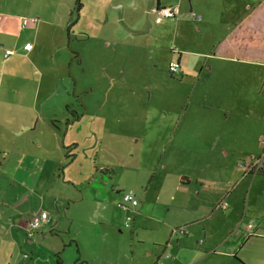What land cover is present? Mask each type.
<instances>
[{"label": "crops", "instance_id": "0c3cea01", "mask_svg": "<svg viewBox=\"0 0 264 264\" xmlns=\"http://www.w3.org/2000/svg\"><path fill=\"white\" fill-rule=\"evenodd\" d=\"M132 1L133 3L131 0L109 1V4L115 9L122 10L119 23L125 27L126 32L119 29L117 33L110 34L109 38H103L105 41L102 45L95 42L96 31L87 35L78 32L83 12L80 11L76 17L77 0H37L36 3L31 1L27 12L14 8L28 4V0H0V116H3V119L0 120V138L1 135L4 136L7 133L9 135L8 140L3 142L2 136L0 141V182L5 180L12 187V192L3 193L0 197V255H6L10 250L19 247V238L22 235L26 236L28 224L35 217L44 216V226L36 237L43 234V229L51 228L50 232L55 230L57 223L53 214L45 209L42 211L33 209L32 203L42 194L44 203L50 195L58 190V180L55 177L56 170L54 169L56 165L59 168L64 163H62L63 149L66 148L63 146L66 140L61 141L62 126H58L60 129L55 126L54 131L50 132L45 131V121H27L23 119L25 115L10 118L8 112L12 111V103H15V112H25L24 109H29L30 106L45 105V101L40 99V94L46 82L51 83L47 96H54L60 89H64V82L59 83L60 78L57 74V70H61L62 64L56 63V58L62 57L64 67H69V74L65 75L69 82L68 86L71 75L72 79H76L75 75L71 73V67L77 57L82 56L83 58V55L77 50L70 51L72 40L80 46L85 45L90 48L89 56L94 53L98 59L104 55V47H107L108 42H111L114 54L113 62L109 65L111 66L117 62L121 64L124 60L131 62L134 59V53L126 49L128 45L132 48L134 38L136 49L142 46L136 42V39L142 38L144 39L143 45L155 50L156 47L158 48V44H156L158 40L161 41V44L168 42L166 34L171 31L173 24L180 28V25L189 17L183 7L184 0ZM214 1L190 0L193 7L198 3H205L203 4L204 16L197 14L201 16L202 28L216 25V22H210V16L215 14L221 16V20L217 24L216 37L212 41L209 51L208 47L204 46L202 50L207 51L205 54L200 53L202 51L194 52L195 45L192 41H190L192 48L189 41L178 45L176 42L177 48L172 50L173 54L179 48L181 53L204 57L205 62L199 63L198 67L205 66L209 76L205 79L206 83L199 89L195 87L191 90V92L194 91V94L202 96L204 102L196 107L198 109L196 115L191 114V109L195 111V106L187 105L183 113L184 116L176 114L175 123L169 125L168 130L167 126L161 127V123L156 117L151 120L154 122V128L158 126L162 130L161 143L170 144L168 148L161 150L160 163H163L162 169L176 181L173 185L174 189H169L166 198L158 206L164 212L167 209V213H171V209L177 212L169 214V219L155 217L153 213L147 214L144 218L149 222H154V224H150L155 229L148 225L144 226V232L148 230L150 234L141 236L135 233L136 239L129 242V240H123L122 237V230L130 231L131 229L125 228L126 212L118 206L121 202L120 198L114 208L112 206L109 207L110 210L105 208L106 215L102 216L100 211L97 215V218L102 216V219L99 218V226L102 228L108 226L104 229L105 231H108L109 228L114 229L118 219L123 217L122 223L124 224L117 230L120 237L112 238L107 243L102 240L103 245L100 247L99 242L101 241L99 238L96 239L98 232L96 225L88 226L83 223L87 228L86 235H90V238H83L86 245L77 242L78 252L80 248L84 250L85 258L80 256L81 260L90 261L89 257L94 254L96 259L105 264H115L116 262L119 264H264V235L260 234V232H264V224H255L254 219H250L245 225L243 222L247 216L245 205L242 218L235 217L239 206L237 207L232 192H230L234 186L237 190L238 186L243 184L246 179L252 178L250 175L247 177L244 175V166H248L245 164L246 160L251 161L255 159L254 156L262 157L261 155H264V152L259 155L257 151L259 148L264 150V125L257 128L250 124L248 128L246 122L237 120L230 122L229 120L231 113H236L238 110L233 105H229L232 102L238 103L241 107L240 112H246L248 115L255 114V118L257 116L255 105L248 103V100L251 101L253 98L255 91L247 86L250 81L247 74L249 72L255 76L250 70H264V0H216L219 3H214ZM31 5L34 6L33 9H31ZM175 5L180 8L178 19H165L160 24L155 22L154 10L156 8ZM126 8L129 10L125 14ZM95 16L91 21L100 25L101 18L98 17V21ZM102 16L104 18V15ZM23 17H37L38 22L30 23L27 27L22 28L21 18ZM107 21L108 16L106 15L105 23ZM160 27L163 28L162 33ZM90 28L95 29L96 27L90 25ZM197 29L200 31L201 27ZM157 30L160 33H157ZM77 34L82 35L78 38ZM160 34L163 36L162 40ZM178 34L179 32H176V39H178ZM41 37L45 39L43 45L40 43ZM186 39L190 40V38ZM29 46H31L30 50H28ZM6 50L12 51L14 54L6 57ZM47 51H49L51 60L48 55L42 57ZM152 54L154 53L148 52V55ZM208 60L214 63H208ZM90 61L89 58L88 64L92 67ZM93 62L96 63L97 59H94ZM173 62H178L180 65V81L187 76V73L188 75L193 73L191 72L193 68L191 63L189 61L182 62L181 54H178L177 60L174 59L170 64ZM220 65H223V69L219 68ZM44 66L50 69L57 66L53 70L57 76L49 75V71L46 72ZM227 66H229L227 68L229 71H226ZM86 73L91 75L90 71H86ZM115 73L113 76L118 78V73ZM179 74L170 75L174 79ZM195 74L193 73V75ZM201 79L202 77L199 75L198 83L201 82ZM212 85H217V91L210 88ZM117 86H121L119 79L113 85V87ZM2 93L3 97H1ZM216 109L224 110L223 119H218L213 114ZM168 115L169 113H165L163 117L166 118ZM240 117L243 118V115ZM24 127L29 131L23 130ZM248 130L250 135L253 130L256 131L254 146L251 138L247 135ZM43 132L46 133V136H42ZM160 137L159 140H161ZM243 138L244 149H239L240 153H231L229 145L242 142ZM8 142L13 146L11 150L5 147ZM173 143L176 145H172ZM41 144L45 146L42 147ZM59 144L60 146H58ZM198 145L210 147V152L222 154L224 159H227L229 155H235L237 160L235 169L224 166L225 162L218 163L219 167L216 168L207 166L211 155L203 148L198 149ZM69 155L73 156L74 154L70 153ZM21 161L24 163L28 161L27 168H21ZM40 162L41 167H39ZM71 163L76 164L77 159L73 157ZM223 168H226L227 174ZM205 170H209L208 173L204 174ZM19 171L23 172L25 177L17 178V180L16 176L18 177L17 172ZM217 172L218 175L223 174V176H216ZM261 173H264V168ZM6 176L9 178L5 179ZM192 183H195L196 188L200 191L206 185L213 186L210 187V192L215 197H211V205H208V202L200 204L195 200L199 198L200 192L197 189L190 192ZM60 186L64 187L63 184ZM15 191L17 192L15 193ZM118 195L121 197L122 193L118 192ZM7 196L8 200H6ZM231 200L233 201L230 205L229 201ZM222 205H226V207L223 209ZM145 211H147L145 208L140 207V201L137 207L131 209L134 215L132 228L136 220L135 214L140 215V212ZM216 211H227L229 215L220 219L217 215L220 213ZM198 213L202 215L198 217ZM213 216L217 217L213 219ZM252 216L255 214L253 213ZM6 220L9 221V224L4 223ZM247 225L255 226L259 235H248ZM114 230L116 234V229ZM45 241L44 239L43 242ZM36 248L39 249L38 246ZM26 256L28 257L26 258ZM23 258L26 261L29 255L24 254ZM6 263V260L0 259V264Z\"/></svg>", "mask_w": 264, "mask_h": 264}, {"label": "rangeland", "instance_id": "374dc122", "mask_svg": "<svg viewBox=\"0 0 264 264\" xmlns=\"http://www.w3.org/2000/svg\"><path fill=\"white\" fill-rule=\"evenodd\" d=\"M31 1L37 2V0H28V4L15 7L14 9L27 12ZM109 1H80L83 17L79 22L80 27L78 28V32L87 35L96 31L95 42L102 45L105 41L103 38H109L110 34L117 33L119 29L126 32L125 27L119 23L122 10L115 9L109 4ZM131 2L133 3L132 0ZM214 3L219 2L215 0ZM183 4L189 17L180 25V28L176 24L172 25L171 31H168L166 34L168 41H166V44H161V41L158 40L156 42L158 48L156 47L155 50L149 49L148 46L143 45L144 39L139 38L136 39V42L142 46L136 49L134 38L132 48L129 45L126 47L127 50L134 53V59L131 62L124 60L121 64L117 62L109 66L113 62L114 57L111 42H108L109 45L104 47V55L98 59L94 53L89 56V53H91L90 48L85 45L80 46L72 40L70 51L77 50L83 55V58L82 56H78L71 67V73L75 75L76 79H72L73 77L70 74L72 78L70 77V84L68 86L69 82L65 78V75L69 74V67H64L62 57L56 58V63L62 64L60 66L61 70H57V74L60 78L59 83L62 84L64 82V89H60L54 96H47L51 83L46 82L40 94V99L41 101H45V105L30 106L29 109H24L25 112H15V103H12V111L8 112L10 118L17 115H25L23 119L27 121H45V131L48 130L50 132L54 131L55 126H62L60 131L62 136L61 141L63 139L66 140L63 146L66 148L74 146L75 148L70 152L66 148L63 149L62 163H64L59 168L56 165L54 169L56 170L55 177L58 180V190L50 195L44 203L42 200L43 194L39 195L37 200L32 203L33 209L40 211L45 209L53 214L54 220L57 223L55 230L50 232L51 228L43 229V234L36 237L40 231L39 229L31 239L27 237V234L26 236L22 235L19 238V247L15 246L16 249L10 250L6 255H0V259L7 261L6 264H58L59 260L61 264H105L96 259V255L94 254L89 257L90 261L87 259L85 261L81 260L80 256L85 258L84 250L80 248L78 252L77 242H80L81 245H86L83 238H90V235H86L87 228L83 223H86L88 226L96 225L98 229L96 239L99 238V241H101L99 242L100 247L103 245L102 240L107 243L112 238L120 237L117 230L124 224L122 223L124 221L123 217L119 218L117 224L114 225L116 234L113 228L105 231L104 229L108 226L106 225L102 228L98 224L99 218L102 219V216L106 215V209L110 210V206L114 208L117 205L121 198L118 192L120 194L129 191L134 192L137 199L139 198L140 207L147 210L140 212V215L135 214L136 220L130 231L122 230L123 240H129L130 242L136 239V235L138 234L141 236L150 234L148 230L144 232V226L148 225L155 229L151 225L154 222H149L144 218L147 214L153 213L155 217L169 219V214L177 212L171 209V213H167V209L164 212L158 206L166 198L169 189H174L173 185L176 181L174 177L162 169L163 163H160L161 150L168 148L170 144L161 143L162 138L160 134H162V130L158 126L154 128V122L151 120L156 117L160 121L161 127L167 126L168 130V126L175 123L176 114L184 116L183 113L187 105L191 104L195 106V111L191 109L192 115L198 113L196 107L200 106V103L204 101L202 96L194 94V91L191 92V90L195 87L199 89L206 83L205 79L209 76V73L205 66L200 65L198 67V64L204 63L205 59L202 55L181 53L179 48L175 54L172 53V50L177 48L178 44H185L187 41L191 44L190 41H192L195 45L193 51H202L200 53L205 54L207 51L205 49L202 50V47H208L209 51V47L216 37L217 24L221 20V16L217 14L210 16V22H216V25L214 24L215 27L208 26L202 28V21L193 20L190 16L198 13L204 16L203 4L205 3H198L193 7L190 0H184ZM33 8L34 6L31 5V9ZM127 10L129 9L126 8L125 14ZM102 15H104V18H102ZM106 15L108 16L107 23H105ZM93 16L98 21L101 18L100 25L91 21ZM32 19L36 21L32 22ZM25 20H27V25L38 22L37 17H23L21 18V27ZM90 25L96 28H90ZM198 27H201L200 31L197 29ZM159 29L162 33L163 28L160 27ZM160 32L158 31L157 33ZM176 32H179L178 39H176ZM77 35L79 38L82 34ZM78 38L76 37V40ZM162 38L163 36L161 35V40ZM186 38H190V40ZM176 42H178L177 45ZM40 43L43 45L45 39L41 37ZM42 51L44 50L42 49ZM148 52L154 54L148 55ZM178 54H181L182 62L189 61L191 63L190 65L193 67L191 72L196 73L195 75L193 73L188 75L187 73V76L182 81L179 79L180 74L176 75L173 79L168 71L170 62L174 59L177 60ZM46 55L49 57V51L44 53L42 57ZM89 58L92 67L88 64ZM49 59L51 60L52 58L49 57ZM94 59H97L96 63L93 62ZM196 62H198L197 65ZM208 63L213 64L214 62H209L208 60ZM44 67L46 72L49 71V75L53 74L57 76L53 71L57 66H54L52 69ZM219 68L223 69V65H220ZM227 68L229 66L226 67V71H229ZM86 71H90L91 75L86 73ZM250 71L255 76L248 72L247 75L250 81L247 83V86L255 92L251 101L248 100V103L255 105L254 109L257 116L255 118V114L248 115L246 112H240L241 107L238 103L234 104L232 102L229 105H233L235 109H238L236 113H240H231L229 120L230 122H233V120L246 122L248 128L250 124L259 128L261 125H264V70L252 69ZM115 72L118 73V78L113 76ZM198 74L202 77L199 83ZM63 77L65 80L62 79ZM118 79L121 86L113 87L114 82H118ZM210 88L217 91V85H212ZM1 97H3V93ZM214 112L213 114L218 119H223V109H216ZM73 113L79 117V120L74 119ZM165 113H169L166 118L163 117ZM240 115H243V118ZM2 119L3 116H0V120ZM68 122L70 123L68 124ZM58 128L60 129V127ZM23 130L29 131L25 127ZM251 133L250 135L248 130L247 135L251 138L254 146L256 131L253 130ZM42 136H46V133L43 132ZM159 137L161 140H159ZM8 138L9 135L7 133L3 136V142L8 140ZM143 139L147 141L144 142ZM243 140L244 138L241 139L242 142L229 145V151L231 153H240L239 149H244L243 145L245 142ZM172 145L176 144L173 143ZM41 146L45 145L41 144ZM201 146L198 145L197 148H203L211 155L207 166L216 168L217 166L219 167L218 163L225 162L224 166L235 169L237 165L235 155H229L227 159H224L225 157L222 154L210 152V147ZM5 147L11 150L13 146L8 142L5 144ZM257 151L259 155L264 152L261 148L257 149ZM70 153H73L72 157L77 159L76 164L66 159L67 154L69 155ZM261 156L264 155L262 154ZM257 157L259 156H254L255 159L252 160H256ZM40 161L42 162V160ZM249 161L246 160L244 162L245 164H249ZM41 162L39 167L42 165ZM14 164L16 166L15 162ZM27 164L28 161L26 163L21 161V168H27ZM223 170L227 174L226 168H223ZM21 171L17 172L19 175L18 177L16 176V179L25 177V174ZM208 171L205 170L204 174L208 173ZM218 176H223V174ZM247 176L245 175V177ZM6 177L5 179L9 178V176ZM61 184L64 187L61 188ZM196 187L195 183H192L190 189V192L196 189L200 192L199 198L195 200L199 201L200 204L208 202L209 204H207L211 205V197H215L210 192V187L213 186L210 184L206 185L201 191ZM11 188L7 181L0 182V197L3 193L7 192L9 194L12 192ZM235 189L236 186L230 191L232 192L233 200L237 203V207L239 206L235 217L242 218L244 212L243 206L245 205L247 208V216L245 215L246 219L243 221L245 225L250 219H254L255 224H264V173H259L254 178L246 179L243 184L238 186L237 190ZM8 196L6 200L9 199ZM176 198H178L177 195ZM233 200L229 201L230 205ZM99 211L102 213V216L97 218ZM216 212L220 213L217 214L220 219H224V216L229 215L227 211ZM253 213L255 216H252ZM200 215L202 214H197L198 217ZM215 217L217 216H213V219ZM4 223L9 224V221L6 220ZM255 234L259 235L257 231H255ZM260 234L264 235V232H260ZM44 239L46 240L45 242H43ZM36 246L39 247L38 250ZM24 254L29 255L26 261L23 258ZM115 264L119 263L116 262Z\"/></svg>", "mask_w": 264, "mask_h": 264}, {"label": "built area", "instance_id": "2783aa9c", "mask_svg": "<svg viewBox=\"0 0 264 264\" xmlns=\"http://www.w3.org/2000/svg\"><path fill=\"white\" fill-rule=\"evenodd\" d=\"M180 8L179 6H170V7H162V8H156L154 10L155 12V22L157 24L162 23L165 19H178L179 13H180ZM192 18L200 21L201 16L197 14H192ZM35 19H32V22H35ZM27 26V20L24 21L22 28H25ZM31 47H28V50ZM14 53L12 51H6L5 56H11ZM169 73L172 75L179 74L180 72V65L178 62H173L169 65L168 67ZM263 167L262 159H256L252 160L249 162L248 166H244V174L245 175H250V176H255L257 175ZM139 205V201L136 197V194L132 191L125 192L121 196V202L118 204V206L126 212L125 215V228L126 229H131L132 227V222H133V214L131 212V209H134ZM226 205H222V208L224 209ZM43 221H44V216H39L35 217L31 222L28 224V229H27V237L29 239L33 238L36 232L42 228L43 226ZM247 231L249 235H252L254 233V227L252 225L247 226ZM28 256H26L27 258Z\"/></svg>", "mask_w": 264, "mask_h": 264}, {"label": "trees", "instance_id": "16d2710c", "mask_svg": "<svg viewBox=\"0 0 264 264\" xmlns=\"http://www.w3.org/2000/svg\"><path fill=\"white\" fill-rule=\"evenodd\" d=\"M80 1L81 0H77V6H76V9H75V12L77 13V16H78V14L80 13V11H81V4H80ZM76 16V17H77ZM70 26H72V25H70ZM27 27V26H26ZM69 33V32H68ZM31 47V46H30ZM30 50V49H29ZM171 74V73H170ZM172 75V74H171ZM74 149V146H72V147H70V148H66V150L68 151V152H70L71 150H73ZM66 159H68L69 161H72L73 160V157L71 156V155H68L67 154V158ZM262 172V171H261ZM131 229H132V227H131ZM58 264H61V262H60V260L58 261Z\"/></svg>", "mask_w": 264, "mask_h": 264}, {"label": "clouds", "instance_id": "9594fccd", "mask_svg": "<svg viewBox=\"0 0 264 264\" xmlns=\"http://www.w3.org/2000/svg\"><path fill=\"white\" fill-rule=\"evenodd\" d=\"M160 8H162V7H160ZM178 17H179V16H178ZM169 19H171V18H169ZM256 159H262L263 167H262L261 171H263V168H264V160H263L264 158H263V156H262V157H259V158H256ZM251 161H252V160H251ZM261 171H260L259 173H261ZM259 173H258V174H259ZM258 174H257V175H258ZM257 175H255V176H257ZM255 176H253V177H255ZM253 177H252V178H253ZM247 226H249V225H247ZM252 226H253V225H252ZM253 227H254V233H253L252 235H257V234H255V231H256L255 226H253ZM246 229H247V227H246ZM247 234L249 235L248 231H247Z\"/></svg>", "mask_w": 264, "mask_h": 264}, {"label": "flooded vegetation", "instance_id": "af4514ba", "mask_svg": "<svg viewBox=\"0 0 264 264\" xmlns=\"http://www.w3.org/2000/svg\"><path fill=\"white\" fill-rule=\"evenodd\" d=\"M72 115H73L75 120H79V117L75 113H73ZM68 123H70V122H68Z\"/></svg>", "mask_w": 264, "mask_h": 264}]
</instances>
